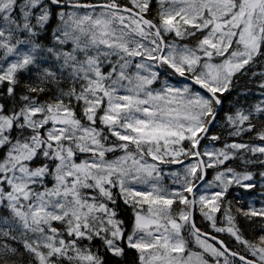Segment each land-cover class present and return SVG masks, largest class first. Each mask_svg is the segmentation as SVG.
Instances as JSON below:
<instances>
[{
    "label": "snow or ice",
    "instance_id": "6c2138e0",
    "mask_svg": "<svg viewBox=\"0 0 264 264\" xmlns=\"http://www.w3.org/2000/svg\"><path fill=\"white\" fill-rule=\"evenodd\" d=\"M53 20L58 23L52 44L45 46L41 34ZM170 35L196 39L193 46L179 45L166 39ZM0 50V85L7 84L0 92V149L5 150L0 209L9 213L0 212V264H23L18 258L24 256L27 264H106L93 250L96 240L120 258L116 264H122L126 248L138 254V264H236L237 258L240 264H264V235L246 239L232 201H225L233 185L255 188L249 183L253 174L225 167L208 184L219 191L198 197L194 192L207 169L237 154L245 164L264 165V143L199 150L206 137L220 139L209 130L234 77L264 56V0H0ZM10 56L15 59L5 66ZM44 59L57 62L58 71L41 67ZM165 67L191 84L180 88L165 81L154 88L157 69ZM33 68L36 79L25 83L17 98L19 74ZM65 80L67 90L61 86ZM49 86L58 95L41 102L38 97ZM259 87L264 89V82ZM73 103L80 105L87 124ZM254 116L260 118L259 128ZM226 119L230 135L255 132L264 142V102ZM117 151L123 154L107 158ZM243 152L257 160L245 159ZM79 153L88 158L77 162ZM189 158L196 161L185 165L182 175L171 173L179 188L160 184V165ZM118 198L132 209L131 232L120 218ZM174 204L182 207L174 211ZM197 206L214 232L229 234L255 259L197 227ZM236 212L264 223V207L250 204ZM185 229L200 251L188 248Z\"/></svg>",
    "mask_w": 264,
    "mask_h": 264
},
{
    "label": "trees",
    "instance_id": "16d2710c",
    "mask_svg": "<svg viewBox=\"0 0 264 264\" xmlns=\"http://www.w3.org/2000/svg\"><path fill=\"white\" fill-rule=\"evenodd\" d=\"M82 2L85 3H99L102 2V0H82ZM121 4H127L128 0H120ZM151 15L155 16V3L153 4V10ZM57 21L53 20L49 26L48 31L41 34L40 42L44 44L45 46H51L52 44V31L55 29L57 25ZM166 39L177 41L180 45L188 44L189 46H193L195 43L194 37H189L184 40H181L178 37H175L174 35H170L169 37H166ZM1 51V50H0ZM1 54V53H0ZM41 67H50L53 70L58 71V63L55 62L52 59H44L40 61ZM107 70V67L105 68V71ZM135 69L133 68L132 71ZM37 75V69L33 68L28 73H20V79L21 84L17 87L16 95L17 98L21 94H23L26 90L24 88L25 83H29L36 79ZM66 75V73H65ZM178 75H172L170 70H168L166 67L160 69V77L159 80L156 82V84L153 85V87H158L160 84V79L168 78L171 80H179L180 77H177ZM185 81L190 82L189 80ZM264 82V56L257 57L254 62L250 63L246 68L244 69L243 75L237 74L236 77H234V87L231 89L230 92L224 93L223 97V104L221 112L218 114L216 118V123L212 126L209 136L211 135H218L220 139L218 141H213V143L220 149L224 148V145L226 143H245V144H259L264 143L260 142L255 139V132L251 133H243L240 136H232L230 133L233 131L232 127L228 124V121L226 119L227 115H235V112L237 109H241L245 111L246 113L249 111H252L254 109V106L257 104H260L261 102H264V89L260 88L259 85ZM62 87H64L65 90H67L68 83L67 81L62 82ZM7 87V84L0 85V92H3ZM50 91L44 94H40L38 99L41 102L44 101H51L52 98L55 95H58V91L54 86H49ZM196 90L203 91L202 89H199L198 86H195ZM11 107V105H9ZM73 106L77 110V116L78 118L83 117V113L80 110V105H76L73 103ZM219 108H217L218 111ZM82 123L87 124L88 122L86 120L82 119ZM253 123L257 125V128L261 126V121L258 116L253 117ZM98 128L102 127V125L97 122L96 125ZM48 127H51V125H48ZM44 131L43 129L41 130ZM105 132L107 130L105 129ZM13 136L16 135L15 132L12 134ZM115 141V137L109 136V142ZM185 145H187V141L184 142ZM209 143V139L206 137L204 140L201 141V144L199 146V150L203 148V145ZM5 150L0 149V157L3 156ZM118 152V151H117ZM117 153H108L107 158H112ZM240 154H237L236 159H232L226 162L225 165L220 166L218 168H210V170L207 171V180H212V178L216 175V173L220 170H223L225 167H232L237 172H251L254 176V179L250 181L249 183H254L256 185L255 188L252 189H244L238 186H231L228 190L227 195L225 196V201H232V213L237 218V223L241 229V232L243 236L250 240V241H258L259 237L264 235V223H262V220L260 217H255L251 221L247 218L240 215L238 212H236L237 208H243L247 210L249 205L251 204L250 201L253 198L257 199V206H261L262 203H264V187H262L264 178L260 176L261 172H264V165H261L259 163H250L245 164L240 158ZM243 156L245 159H250L253 161L257 160V156H253L250 152H243ZM88 158V154L79 153L76 157V161L80 162L84 159ZM36 161H33V166L36 164ZM168 170H172L174 168V165L171 164L168 167H166ZM48 187L52 186L53 181L51 178H47L46 180ZM116 191V190H114ZM119 203V209H120V218L125 221L124 227L126 228L127 232H131L132 230V223H133V214L132 209L127 207L123 204V201L118 198ZM258 208V207H257ZM0 212L3 213V215L8 216L9 213L6 209H0ZM194 219L196 222L197 227H199L202 231L210 233L212 235L217 236L218 238L222 239L226 245L229 247L231 251L239 252L242 255L247 256L248 259H255L252 257L248 252L244 250V246L242 244H239L235 241L234 238H232L227 233H216L213 231V229L210 227V224L207 220L204 219V217L200 214L199 206H197L195 213H194ZM218 217V224L222 225L223 217L220 213H217ZM54 226L61 228L62 226L58 223L54 222ZM183 234L185 235V238L188 240V248L193 251H200L198 247H196L193 243L192 237L188 234L187 229L184 230ZM13 243L14 246L20 247V250L23 251L22 246L16 245L15 242ZM87 243V242H85ZM126 248V245H125ZM93 250H99V254L103 256L106 260V264H116L117 260L120 258H114L112 255L105 251V249L102 246V242L99 240H96L93 242ZM127 255L122 260V264H138V254L135 252L134 249H127L126 248ZM21 259L23 264H27L28 257L24 256ZM236 264H240L239 260H236Z\"/></svg>",
    "mask_w": 264,
    "mask_h": 264
},
{
    "label": "rangeland",
    "instance_id": "374dc122",
    "mask_svg": "<svg viewBox=\"0 0 264 264\" xmlns=\"http://www.w3.org/2000/svg\"><path fill=\"white\" fill-rule=\"evenodd\" d=\"M83 11V10H82ZM174 40H170L169 42H173ZM175 43H177V44H179L177 41H174ZM180 45V44H179ZM66 47H68L69 49H70V47H71V45H68V46H66ZM22 48H23V50H27V48L26 47H23L22 46ZM0 56H2L3 55V51L1 50L0 51ZM15 59V57H8V59H7V61H4L3 63H4V65L6 66L7 65V63H9V62H11L12 60H14ZM137 59H139V58H137ZM219 59L220 58H216V62H218L219 61ZM161 69V68H160ZM160 69H157V71H159L160 72ZM107 71V70H106ZM178 78L180 77V76H177ZM165 81H167V83L169 84V85H171V86H173V87H180V88H182V87H184V86H188V85H190L191 84V82H188V81H185L184 80V78L183 77H180V79L179 80H171V79H168V78H163V79H160V84H159V86L158 87H154V88H159V87H161L162 86V84L165 82ZM197 91H200V90H197ZM201 93H203V91H200ZM216 121V120H215ZM216 123V122H215ZM214 123V124H215ZM48 127V126H47ZM236 143H238V142H236ZM259 144H261V143H259ZM214 149H220V148H218L214 143H213V141H210L209 140V143H207V144H205V145H203V148L201 149V152H203V151H205V150H214ZM117 154L115 155V156H113L112 158H108V159H114L116 156H119V155H122L123 153L122 152H120V151H118V152H116ZM150 159V158H149ZM203 159L205 160V161H207V157H203ZM196 161V158H189V159H185L184 160V164H173L174 165V168L172 169V170H168L166 167H168L169 165H171V164H162V165H160V169L162 170V177H161V180H160V184L162 185V186H164V187H166V188H168V189H170V190H172V189H177V188H179V184H174L173 183V177H172V175H171V173H173V172H178V173H180L181 175L183 174V171H184V167H185V165H187V164H190V163H194ZM208 170H210V169H207V171ZM220 171V170H219ZM206 175H207V172H206ZM215 177V176H214ZM214 177L212 178V180H207V177L205 176V181H204V183L199 187V189L196 191V196L198 197L199 195H201V194H211V193H213V192H215V191H219L220 189L218 188V187H208V184L210 183V182H213L214 181ZM198 182H200V181H197L196 183H198ZM263 184H264V182H263ZM187 195H189L190 196V194H187ZM250 203H251V205L252 206H254V207H258V208H261V207H264V203H262L261 204V206H257V199L256 198H253L251 201H250ZM180 207H182V206H180V205H178V204H174L173 205V210L174 211H178L179 210V208ZM217 215V214H216ZM193 239V238H192ZM211 242V241H210ZM193 243H194V241H193ZM194 245H195V243H194ZM196 246V245H195ZM197 247V246H196Z\"/></svg>",
    "mask_w": 264,
    "mask_h": 264
},
{
    "label": "water",
    "instance_id": "95a60500",
    "mask_svg": "<svg viewBox=\"0 0 264 264\" xmlns=\"http://www.w3.org/2000/svg\"><path fill=\"white\" fill-rule=\"evenodd\" d=\"M190 81V80H189ZM191 82V81H190ZM221 109H222V105L219 107V109H218V111H217V116H218V114L221 112ZM217 116H216V118H217ZM215 123V122H214ZM214 123L212 124V126L214 125ZM212 126L210 127V130H211V128H212ZM210 130H209V132H210ZM204 181H205V179H204ZM204 181H200V182H198L197 183V187L196 188H194V192H196L198 189H199V187L204 183ZM190 198H191V194H190ZM194 213H195V211L193 212V218H195L194 217ZM195 220V219H194ZM212 235V234H211ZM212 242V241H211ZM238 259V258H237Z\"/></svg>",
    "mask_w": 264,
    "mask_h": 264
},
{
    "label": "bare ground",
    "instance_id": "6f19581e",
    "mask_svg": "<svg viewBox=\"0 0 264 264\" xmlns=\"http://www.w3.org/2000/svg\"><path fill=\"white\" fill-rule=\"evenodd\" d=\"M195 194H196V192H195ZM220 239V238H219Z\"/></svg>",
    "mask_w": 264,
    "mask_h": 264
}]
</instances>
